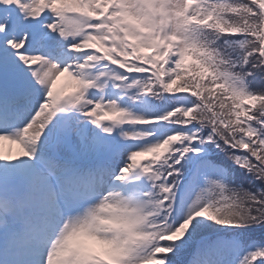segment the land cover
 <instances>
[{
  "label": "snow or ice",
  "instance_id": "obj_1",
  "mask_svg": "<svg viewBox=\"0 0 264 264\" xmlns=\"http://www.w3.org/2000/svg\"><path fill=\"white\" fill-rule=\"evenodd\" d=\"M0 264H264V0H0Z\"/></svg>",
  "mask_w": 264,
  "mask_h": 264
},
{
  "label": "rangeland",
  "instance_id": "obj_2",
  "mask_svg": "<svg viewBox=\"0 0 264 264\" xmlns=\"http://www.w3.org/2000/svg\"><path fill=\"white\" fill-rule=\"evenodd\" d=\"M9 147L14 148L15 146L5 144V149H7V148H9Z\"/></svg>",
  "mask_w": 264,
  "mask_h": 264
}]
</instances>
